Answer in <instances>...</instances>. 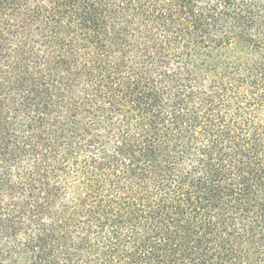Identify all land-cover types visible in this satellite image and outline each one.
I'll return each mask as SVG.
<instances>
[{
	"label": "trees",
	"instance_id": "1",
	"mask_svg": "<svg viewBox=\"0 0 264 264\" xmlns=\"http://www.w3.org/2000/svg\"><path fill=\"white\" fill-rule=\"evenodd\" d=\"M0 264H264V0H0Z\"/></svg>",
	"mask_w": 264,
	"mask_h": 264
}]
</instances>
